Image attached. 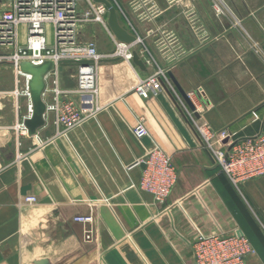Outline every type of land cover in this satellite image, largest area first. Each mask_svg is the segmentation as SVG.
Returning a JSON list of instances; mask_svg holds the SVG:
<instances>
[{"label": "crops", "instance_id": "obj_1", "mask_svg": "<svg viewBox=\"0 0 264 264\" xmlns=\"http://www.w3.org/2000/svg\"><path fill=\"white\" fill-rule=\"evenodd\" d=\"M110 1L120 24L143 39L202 121L239 137L262 131L264 0H223L221 14L213 11L212 0L172 6L155 0L161 12L148 23L136 19L131 0ZM188 7L213 35L209 43H197L183 16ZM85 8L80 3L79 9ZM148 28L174 32L189 53L167 68L157 37L146 35ZM79 38L93 41L102 53L114 50L112 37L97 23L81 25ZM135 49L145 70L120 57L102 60L98 107L75 97L87 119L64 135L55 136L51 111L36 136L20 134L17 125L29 116V100L0 95V264H193L191 243L198 233L243 234L254 249L245 264H264L257 220L264 224V176L242 183L241 196L164 87L139 96L133 88L154 66L140 45ZM73 66L61 64L64 87L75 85ZM15 87L11 64L0 63V91ZM43 98L50 102L47 93ZM139 117L148 130L141 139L132 133ZM152 145L167 152L177 170L163 204L138 188L143 165L134 163ZM27 196L36 201L26 203ZM78 215H91L92 221L76 222Z\"/></svg>", "mask_w": 264, "mask_h": 264}, {"label": "built area", "instance_id": "obj_2", "mask_svg": "<svg viewBox=\"0 0 264 264\" xmlns=\"http://www.w3.org/2000/svg\"><path fill=\"white\" fill-rule=\"evenodd\" d=\"M168 6L181 3L182 0H164ZM80 3L86 8L79 9ZM0 63L11 64L15 72L16 87L13 91H0V95H22L29 100L27 82L29 75L19 70L18 63L30 61L40 64L51 60L54 69L46 75V89L50 102L47 111L54 115L55 136L66 134L80 126L87 115L77 103L75 97H85L90 107H98L99 65L104 59L120 57L131 63L132 50L141 46L146 62L154 66V71L139 78L133 90L141 97L156 93L162 86L160 80L173 93L174 99L188 124L197 135L202 147L209 153L213 163L230 183L238 190L242 183L264 176V115L262 131L254 136L239 137L226 130L215 131L196 115L178 95L168 77L166 68L160 67L150 54L143 39L134 31L135 42L124 43L115 38L107 24V8L93 0H0ZM136 19L142 23L152 22L161 12L155 0H131L129 2ZM216 14L223 12V1L212 0ZM183 16L197 43L202 46L214 39L193 7L183 10ZM87 23L101 25L112 37L114 50L111 53L98 51L93 41H80L79 27ZM147 36H156V44L164 57L167 68L180 61L189 53L172 31L160 28H148ZM60 60L87 61L75 64V85L62 86L61 72L57 62ZM176 95V96H175ZM264 112V101L262 103ZM28 112L31 113L30 102ZM20 134L27 135L23 123L17 125ZM135 137L148 136L144 119L139 117L132 127ZM143 165L138 188L150 194L156 204L166 202L177 180V170L171 156L157 145L149 147L145 155L134 165ZM26 203L36 201L34 196L24 198ZM74 221L89 224L91 215H78ZM264 228V225L262 224ZM85 238L90 239V229L85 230ZM193 264H245L248 255L254 249L243 234H196L191 243Z\"/></svg>", "mask_w": 264, "mask_h": 264}, {"label": "water", "instance_id": "obj_3", "mask_svg": "<svg viewBox=\"0 0 264 264\" xmlns=\"http://www.w3.org/2000/svg\"><path fill=\"white\" fill-rule=\"evenodd\" d=\"M95 3L103 4L108 11L107 15V24L115 38L124 43H134L135 36L127 31L125 27H123L119 20L115 6L110 0H93ZM131 61L134 65H136L139 69L145 70V65L140 55L136 51V49L132 50V58ZM87 61H75V60H60L57 62L58 65L61 64H86ZM55 62L51 60L44 61L40 64H34L30 61H21L18 63L19 70L23 73L28 74L29 80L27 82V89L29 94V102L31 106L30 115L23 120V125L26 128L27 135L30 137H34L37 135L38 130L45 126L46 118L45 115L47 113V104L44 101L43 94L46 89V75L54 69ZM169 78L173 80L176 88L178 89L180 95L186 101L188 106L194 110L195 107L191 103L187 94L180 89L177 83L174 81L172 76L168 72ZM161 86L165 88V90L170 95L171 99L174 101L176 106L178 107L173 95L170 93L165 84L160 80ZM151 94L148 93L147 97ZM146 98V97H142ZM179 109V107H178ZM181 111V110H180ZM183 114V113H182Z\"/></svg>", "mask_w": 264, "mask_h": 264}, {"label": "rangeland", "instance_id": "obj_4", "mask_svg": "<svg viewBox=\"0 0 264 264\" xmlns=\"http://www.w3.org/2000/svg\"><path fill=\"white\" fill-rule=\"evenodd\" d=\"M223 1V0H222ZM2 5L0 4V10H1V7ZM212 8H213V6H212ZM214 11V10H213ZM215 12V11H214ZM78 38H79V34H78ZM79 40H80V38H79ZM81 41V40H80ZM70 67V66H69ZM73 67H75L74 69H75V72H74V75H75V73H76V66H73ZM65 75H70V73L69 74H67V73H64ZM151 74V73H150ZM149 74V75H150ZM148 76V75H147ZM229 181V180H228ZM230 182V181H229ZM233 186V185H232ZM234 187V186H233ZM238 192H239V194L241 195V196H243V188H242V185L240 186V189L238 190L236 187H234ZM167 200V199H166ZM258 220V222L260 223V225H261V227H262V222L259 220V219H257ZM264 225V224H263ZM262 232H263V234H264V228L262 227ZM252 245V244H251ZM253 247V246H252Z\"/></svg>", "mask_w": 264, "mask_h": 264}]
</instances>
